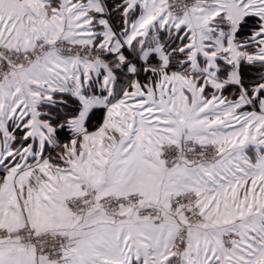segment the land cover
I'll return each mask as SVG.
<instances>
[{"label": "snow or ice", "instance_id": "1", "mask_svg": "<svg viewBox=\"0 0 264 264\" xmlns=\"http://www.w3.org/2000/svg\"><path fill=\"white\" fill-rule=\"evenodd\" d=\"M0 264H264V0H0Z\"/></svg>", "mask_w": 264, "mask_h": 264}]
</instances>
